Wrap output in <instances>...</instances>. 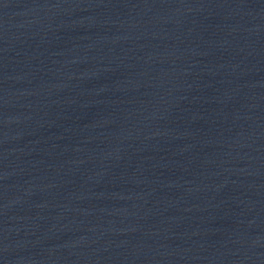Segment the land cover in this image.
I'll return each mask as SVG.
<instances>
[{
  "label": "water",
  "instance_id": "water-1",
  "mask_svg": "<svg viewBox=\"0 0 264 264\" xmlns=\"http://www.w3.org/2000/svg\"><path fill=\"white\" fill-rule=\"evenodd\" d=\"M0 264H264V0H0Z\"/></svg>",
  "mask_w": 264,
  "mask_h": 264
}]
</instances>
